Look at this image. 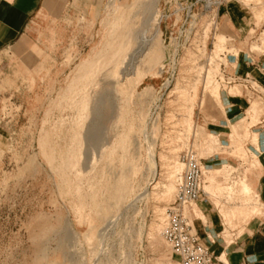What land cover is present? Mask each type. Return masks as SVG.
Returning a JSON list of instances; mask_svg holds the SVG:
<instances>
[{
	"label": "rangeland",
	"instance_id": "374dc122",
	"mask_svg": "<svg viewBox=\"0 0 264 264\" xmlns=\"http://www.w3.org/2000/svg\"><path fill=\"white\" fill-rule=\"evenodd\" d=\"M165 1L39 14L31 46L0 64V264H173L160 221L188 152L210 161L203 205L218 231L192 223L210 243L232 241L261 214L243 187L264 153L252 130L264 115L235 114L222 68L237 75L242 60L259 59L264 69V0H228L213 13L199 5L190 45L170 44L174 17L154 26L156 14L171 15ZM224 107L230 125L208 118ZM206 134L223 149L205 150Z\"/></svg>",
	"mask_w": 264,
	"mask_h": 264
},
{
	"label": "crops",
	"instance_id": "0c3cea01",
	"mask_svg": "<svg viewBox=\"0 0 264 264\" xmlns=\"http://www.w3.org/2000/svg\"><path fill=\"white\" fill-rule=\"evenodd\" d=\"M91 1L92 0H0V64H3L4 59L11 50L17 49L21 52L26 50L27 46H31V41L34 39V18L37 15L50 12L55 8H57L58 13L65 16L81 13L84 4ZM224 22L225 25L223 26L221 35L226 38L225 33L231 30L234 25L230 18H226ZM250 34H253V32ZM240 66L237 76L243 77L251 75L264 86V69L261 60H255L254 65H249L245 60H242ZM230 103L232 107L236 108L235 114L246 107L245 101L240 99H231ZM227 109V107H224L223 111L218 109L217 115L209 116L208 118L214 121L220 119L221 123H224V125L230 124L232 122L229 119ZM245 114L249 117L250 114H248V109ZM250 116L254 119L257 118V116ZM249 120L251 119L249 118ZM252 130L253 133L259 136L261 142L264 143V118H261L259 123L252 127ZM252 140L258 143L257 137ZM255 158L256 160L253 161L252 164L258 168L255 171L254 182L248 181L247 176H245V178L252 194L256 196L261 205V214L253 218L241 233L237 231L232 241L224 235V240L222 242L220 241L217 244H213L197 230L203 243L210 249L217 260L221 261L223 264H264V153L261 152L259 157L255 155ZM199 203H201V209L198 208ZM196 210H198L201 217L197 216ZM194 213L197 218L191 216L192 223H197V225L211 223L216 231H218L216 220L213 218L211 209L209 212H205L202 202H198L194 209Z\"/></svg>",
	"mask_w": 264,
	"mask_h": 264
},
{
	"label": "built area",
	"instance_id": "2783aa9c",
	"mask_svg": "<svg viewBox=\"0 0 264 264\" xmlns=\"http://www.w3.org/2000/svg\"><path fill=\"white\" fill-rule=\"evenodd\" d=\"M227 2L228 0H166L165 6L172 8V12L170 16H162V22L174 17L170 44L190 45L193 43L189 33L190 27L189 30L186 28L190 20H195L194 11L199 5H201V13H213L218 12ZM210 3L216 4L212 10H210ZM181 14H185V19L180 23ZM213 26L216 31V24L213 23ZM203 34L201 32V37ZM174 59H177V55ZM248 64L254 65L251 62ZM222 77L227 86L239 87V93L229 95L230 99L243 100L246 107L256 101L264 105V86L255 78L250 75L241 77L231 74L226 66L222 68ZM183 162L184 169L176 184L175 200L165 211L166 224L162 237L170 247V260L175 264H223L203 243L186 215L193 204L203 203L207 199L203 168L209 166L210 161L197 159L193 152H188L184 155Z\"/></svg>",
	"mask_w": 264,
	"mask_h": 264
},
{
	"label": "bare ground",
	"instance_id": "6f19581e",
	"mask_svg": "<svg viewBox=\"0 0 264 264\" xmlns=\"http://www.w3.org/2000/svg\"><path fill=\"white\" fill-rule=\"evenodd\" d=\"M214 5H216L215 3H214ZM214 5L212 4V3H210V10H212L213 8L212 7H214ZM218 5V4H217ZM155 17H157V20L156 21H158V23L157 22H155V23H157V25H154V26H158V29H159V25H160V20H162V18L161 17H159L157 14H156V16ZM155 29V28H154ZM153 25H151V30H150V33L151 34H153ZM159 35V34H158ZM144 39V38H143ZM144 42H142V44H143ZM223 43V41H221V40H219L218 41V43H217V45L219 46V45H221ZM144 45V44H143ZM174 55V54H173ZM174 58V57H173ZM122 64V63H121ZM124 64V63H123ZM117 74V72L116 71H114L113 73H111L110 74V76H115ZM208 77V72H207V75H206V78ZM209 80V79H208ZM217 83V82H216ZM206 88V87H205ZM176 90H177V88H176ZM232 91H233V94H237V93H239V87L238 86H235V87H233L232 88ZM209 96V95H208ZM208 96H204L205 98H204V100L202 101V103H201V108L202 109H204L206 106H207V104L209 103V97ZM182 99V98H181ZM255 103H258V105H259V107H260V112L258 113V107H253V105L255 104ZM174 104V103H173ZM202 111V110H201ZM254 112H256V113H254ZM248 114H250V115H253V116H259V115H264V105L262 104V103H260V102H258V101H256V102H254V103H252V104H250L249 105V107H248ZM184 123V125H187L188 124V120H184L183 121ZM230 125V124H229ZM246 132H247V130H246ZM235 134V133H234ZM194 137H195V139H196V135H194ZM204 139H203V147H204V149L205 150H207V151H210L211 149H213L214 147H216V149L217 150H222L223 148H222V146H221V142H220V139H219V137L218 136H214V135H211V134H206V136H204L203 137ZM209 158H212V155L209 157ZM179 168H180V164H176L172 169H170V174L172 175V177L173 176H177V173H178V171H179ZM223 168H227V169H231L230 167H227V166H223ZM207 169L208 168H206L205 166H204V168H203V171H204V181H205V191H206V193L208 194V195H213V193L211 192V190H210V188H206V185H207V175H208V172H207ZM230 171V170H229ZM181 173H182V171L180 172V174L178 175V177H177V180H176V183H175V197H176V184H177V181H178V179H179V176L181 175ZM173 182V181H172ZM206 189H208V190H206ZM243 189H244V193L245 194H249L250 195V188L249 187H243ZM172 191H173V185H170L169 187H168V189L166 190V192L164 193V197H169L170 195H171V193H172ZM175 197H174V200H175ZM210 197H212V196H210ZM207 199H208V197H207ZM215 199V198H214ZM174 202V201H173ZM198 204V202L197 203H195V204H193L192 206H191V209H189L187 212H186V215H187V217L190 219V221H191V216H193L194 218H197V216L195 215V213H194V209H195V207H196V205ZM232 215V216H231ZM236 215V211H233L231 214H230V217H232L233 218V216H235ZM233 220V219H232ZM165 212H164V214L162 215V218H161V221H160V230H159V234H160V236L163 234V232H164V229H165ZM191 224H192V221H191ZM156 229V228H155ZM153 231V230H152ZM221 233H223L224 234V232L222 231ZM231 233H234V232H231ZM173 264H175L174 262H173Z\"/></svg>",
	"mask_w": 264,
	"mask_h": 264
}]
</instances>
